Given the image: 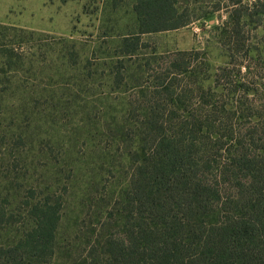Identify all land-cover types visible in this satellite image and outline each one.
Wrapping results in <instances>:
<instances>
[{
    "label": "trees",
    "instance_id": "16d2710c",
    "mask_svg": "<svg viewBox=\"0 0 264 264\" xmlns=\"http://www.w3.org/2000/svg\"><path fill=\"white\" fill-rule=\"evenodd\" d=\"M229 2L220 28L223 65L194 59L203 52L191 50L166 69L140 65L129 76L139 90L127 103L117 97L123 117L109 122V173L117 171L122 185L109 190V234L71 264H264V34L257 45L246 38L248 25L264 28V0ZM179 6L135 1L138 31L122 38L117 72L139 50L142 34L186 23ZM6 29L0 25V125L10 72L22 63L4 40ZM5 139L0 127V155L9 152ZM17 184L0 169V264H57L63 198L53 184L39 183L23 198ZM13 230L4 240L3 231Z\"/></svg>",
    "mask_w": 264,
    "mask_h": 264
},
{
    "label": "rangeland",
    "instance_id": "374dc122",
    "mask_svg": "<svg viewBox=\"0 0 264 264\" xmlns=\"http://www.w3.org/2000/svg\"><path fill=\"white\" fill-rule=\"evenodd\" d=\"M135 1L0 0L4 40L22 61L10 72L13 81L2 100L0 127L10 147L0 155V169L13 174L23 198L33 183L53 184L63 198L57 264H71L90 251V242L109 234V190L122 187L117 171L109 173V122L123 117V102L139 90L130 85L131 73L140 65L166 69L175 55L191 50L203 52L194 59L209 57L217 68L227 61L220 28L229 0H180L186 23L142 34L139 50L117 72L122 38L138 31ZM263 34L257 23L247 26L254 45ZM147 75L144 86L151 84ZM122 169L125 180L130 168ZM18 230L3 231L4 240Z\"/></svg>",
    "mask_w": 264,
    "mask_h": 264
}]
</instances>
